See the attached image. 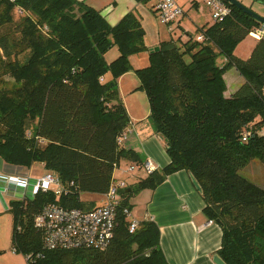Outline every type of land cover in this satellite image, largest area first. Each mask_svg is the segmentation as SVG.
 <instances>
[{"label":"trees","instance_id":"trees-1","mask_svg":"<svg viewBox=\"0 0 264 264\" xmlns=\"http://www.w3.org/2000/svg\"><path fill=\"white\" fill-rule=\"evenodd\" d=\"M223 1L230 11L222 19L185 40H161L148 65L134 69L168 164L119 191L103 250H46L33 223L43 206L88 210L82 193H105L122 161L144 162L118 142L130 122L118 79L132 69L130 56L148 49L145 31L133 9L111 25L84 0H0V159L39 163L59 180L58 189L9 202L13 249L28 264H168L158 225L140 220L129 232L125 209L134 190L153 189L178 170L194 176L204 214L221 227L214 253L227 264H264V187L239 173L250 161L264 165V36L248 58L234 53L264 25ZM114 46L119 54L108 62ZM231 67L244 81L226 96L223 74Z\"/></svg>","mask_w":264,"mask_h":264},{"label":"crops","instance_id":"crops-1","mask_svg":"<svg viewBox=\"0 0 264 264\" xmlns=\"http://www.w3.org/2000/svg\"><path fill=\"white\" fill-rule=\"evenodd\" d=\"M84 1L89 6L99 9L111 25L116 24L126 12L132 9L136 10L139 14L145 31L144 41L148 49L144 52L131 55L130 63L132 69L121 75L118 79L120 95L122 84L128 85V81H126V77L128 76H131V82L127 88V92H131L134 89L137 90L139 79L134 69L148 65L149 52L158 47L161 40L174 37L172 35L167 37L168 27L166 29L165 26H160L155 11H153L155 1ZM178 1L181 2L180 0ZM193 2L196 3L197 1L193 0ZM184 15L185 11L183 16L176 21L177 29L180 31L176 37H180L183 40L187 38V33H190V30L185 28L183 23H181ZM169 25L171 26V24ZM203 25L205 24L196 26L195 30ZM118 54V49L114 46L105 53V58L110 62ZM132 76L137 77L138 82H135L136 84H133ZM223 77L226 84L224 91L226 96L235 91L244 81L243 77L234 67L227 69ZM134 98L137 99L136 104L125 100V108L130 122L125 128L126 138L122 144L125 148L137 152L144 162L150 161L154 169L162 168L168 164L169 156L166 152L163 138L154 131L148 119L150 113L149 101H146L148 98L144 97L143 94L140 95L139 100L137 95ZM123 162L125 161L121 163ZM252 162L254 161H250L245 168H249L252 175L257 177V174L261 175L262 168L258 163L252 164ZM127 166L123 164L119 168L114 169V177H117L115 172L118 170L123 175H127L131 183H134L138 178H143L148 174L142 165H137L139 168L138 172H135V170L124 171ZM27 170V167L10 165L5 162H2L0 166V173H28L29 171ZM258 185L264 187V178L260 179ZM5 195L12 199L16 198L8 194L0 195V213L9 212V205L5 203ZM135 195L136 198H130L129 203L131 207L136 205L137 208L133 210L129 208V213L132 210L138 216L135 217L132 213L130 214L132 219L138 221L149 219L158 225L160 230V246L168 264H215L212 256L220 247L222 230L218 222L208 219L204 214L203 208L205 204L200 196V192L194 187L188 172L184 170L175 171L166 176L155 188L142 189ZM80 197L89 205L90 209L102 205L105 198L104 193L92 192L82 193Z\"/></svg>","mask_w":264,"mask_h":264},{"label":"built area","instance_id":"built-area-1","mask_svg":"<svg viewBox=\"0 0 264 264\" xmlns=\"http://www.w3.org/2000/svg\"><path fill=\"white\" fill-rule=\"evenodd\" d=\"M211 8L214 20L222 19L230 8L223 0H202ZM156 18L160 23H172L183 14L182 7L175 0H155ZM255 37L264 36V26L251 32ZM202 39V35L197 36ZM126 138V131L119 137L118 142ZM142 167L149 173L154 167L150 161H145ZM119 168L118 166L115 169ZM135 164L125 169L133 171ZM127 186L125 179L112 176L110 185L104 193L102 205L92 209L77 207L65 208L56 203L46 204L38 211L34 218V226L43 235L42 247L46 250H68L79 247H94L103 250L109 243L114 225L115 208L119 203V191ZM59 180L50 172L31 177L27 173H0V195L8 194L16 198L34 196L38 192H45L50 188L58 189ZM129 218V210L125 209ZM138 220L130 219L129 232L138 226ZM15 252L14 249H12Z\"/></svg>","mask_w":264,"mask_h":264},{"label":"rangeland","instance_id":"rangeland-1","mask_svg":"<svg viewBox=\"0 0 264 264\" xmlns=\"http://www.w3.org/2000/svg\"><path fill=\"white\" fill-rule=\"evenodd\" d=\"M151 1H155V0H151ZM175 1L185 11L184 19L181 23H183L185 28L190 30V34H195L196 26L202 25V24H207V23H212L214 21L211 8L208 5H206V3L203 2L202 0H196L197 1L196 3L198 5L195 2H193V0H180L181 2H179L178 0H175ZM238 1H240L243 5L252 9L258 15L264 17V2H261L258 0H238ZM185 2H186V4H185ZM184 11H183V14H184ZM183 14H182V16H183ZM169 24H171V26ZM160 26L161 27L165 26L166 29L168 27V29L170 28V30H172L171 32H169L170 30L167 29V37H169L170 35L176 37L180 32L179 29H177L178 27L176 25V21L172 22V23H168V24L167 23H162V24L160 23ZM256 39H257V37H255L253 34H249L246 37H244L242 40H240L234 49L235 55L242 58V59L248 58L250 56L255 44H256ZM220 58L221 57H218V60H220ZM132 79H133V81H132L133 84H136L138 82L136 76H132ZM126 81H128V85L122 84V86H121L122 92L120 95L124 105H125V100L127 102L132 103V104L133 103L136 104L137 99L134 98L136 95H137L138 100H139V97L141 94H143L144 97L147 98L145 91L142 89H139V88H137V90L134 89L131 92H127V88H128V86H130L131 76L126 77ZM134 93H136V94H134ZM146 101H148V100H146ZM2 162L3 161L0 159V166L2 165ZM253 163H258V165H260V167L262 168L261 175L257 174V177L253 176L249 168H243L239 171V173H240V175L251 180L255 184H258L260 179L264 178V165H262L257 160H254V162H252V164ZM123 164L126 165L125 162H123L122 165ZM118 167H120V166H118ZM138 169L139 168L136 165V168H134L133 171L135 170V172H138ZM27 171H29L27 174H29L32 178L47 172L39 163H35L33 166L29 167ZM115 173H116L117 177L125 178L126 182H128L127 184H129V185L132 184L131 180L129 179V177L127 175H123V173H121L118 170H116ZM138 192L139 191L134 190L132 192V194L129 196V199L132 197L135 199L136 198L135 194H137ZM9 200L11 201L13 199L5 195V203H7L8 205H9ZM136 208H137L136 205H133L131 207L132 210L136 209ZM132 210H131V213H129V215H128L129 219L132 218V216L130 215L133 213ZM133 216L136 217L137 215H135L133 213ZM12 226H13V214H12V212L6 211L3 213H0V264H28L23 253L13 252V250H12L13 249V242H12V238H11Z\"/></svg>","mask_w":264,"mask_h":264},{"label":"water","instance_id":"water-1","mask_svg":"<svg viewBox=\"0 0 264 264\" xmlns=\"http://www.w3.org/2000/svg\"><path fill=\"white\" fill-rule=\"evenodd\" d=\"M230 3H232L234 6L238 7L239 9L243 10L244 12L248 13L249 15L253 16L255 19H257L262 25H264V17L258 15L256 12H254L252 9H250L249 7L243 5L240 1L238 0H228ZM158 49V47H156L154 50ZM190 178L192 180V183L194 185V187L201 192V187L199 185V183L196 181V179L194 178V176L189 173ZM129 190V189H127ZM212 260L214 261L215 264H227L218 253H214L212 256Z\"/></svg>","mask_w":264,"mask_h":264}]
</instances>
